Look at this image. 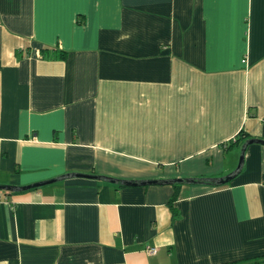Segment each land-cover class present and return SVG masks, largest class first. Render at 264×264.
<instances>
[{"label":"crops","instance_id":"crops-1","mask_svg":"<svg viewBox=\"0 0 264 264\" xmlns=\"http://www.w3.org/2000/svg\"><path fill=\"white\" fill-rule=\"evenodd\" d=\"M250 138L264 0H0V264H264V144L124 184Z\"/></svg>","mask_w":264,"mask_h":264},{"label":"water","instance_id":"water-1","mask_svg":"<svg viewBox=\"0 0 264 264\" xmlns=\"http://www.w3.org/2000/svg\"><path fill=\"white\" fill-rule=\"evenodd\" d=\"M261 143L264 144V139H259V138H250L247 139L244 144L242 145L241 148V152H240V156H239V161H238V165L236 167V169L234 170V172L227 174L223 177H219V178H182V177H175V178H170V179H150V180H146V181H141V182H135V181H124V184L126 185H135V184H156V183H181V182H197V183H208L211 185H221L224 184L226 182H228L229 180H231L236 173L239 171L241 164L243 162V157H244V152H245V148L248 144L250 143ZM74 175L76 176H81V177H93V175H89V174H85V173H74ZM56 179H49L43 182H37V183H33V184H29V185H24V186H13V185H4V184H0V190H24V189H28V188H34V187H38L40 185L43 184H47L50 182H53ZM112 180V179H111Z\"/></svg>","mask_w":264,"mask_h":264},{"label":"built area","instance_id":"built-area-1","mask_svg":"<svg viewBox=\"0 0 264 264\" xmlns=\"http://www.w3.org/2000/svg\"><path fill=\"white\" fill-rule=\"evenodd\" d=\"M156 251H157V248L155 246L147 248V252L150 254H154L156 253Z\"/></svg>","mask_w":264,"mask_h":264},{"label":"trees","instance_id":"trees-1","mask_svg":"<svg viewBox=\"0 0 264 264\" xmlns=\"http://www.w3.org/2000/svg\"><path fill=\"white\" fill-rule=\"evenodd\" d=\"M173 184H178L177 182L173 183ZM211 185V184H210Z\"/></svg>","mask_w":264,"mask_h":264}]
</instances>
